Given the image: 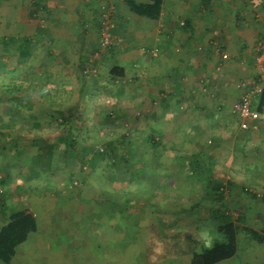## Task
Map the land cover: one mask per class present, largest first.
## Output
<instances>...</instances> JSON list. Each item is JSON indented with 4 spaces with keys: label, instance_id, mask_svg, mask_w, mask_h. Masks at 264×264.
<instances>
[{
    "label": "rangeland",
    "instance_id": "rangeland-1",
    "mask_svg": "<svg viewBox=\"0 0 264 264\" xmlns=\"http://www.w3.org/2000/svg\"><path fill=\"white\" fill-rule=\"evenodd\" d=\"M14 1L0 0V37L16 36L20 32L34 33L40 28L41 39H33L31 47H25L22 51L15 49L14 44L9 46L8 51H3L0 41V116L3 118L0 122V180H4V183L0 181V202L13 205L15 209L27 205L35 212L37 219H40V211L47 208V202L51 201V205L60 207L71 204L67 191L84 193L103 188L121 190L127 189L129 182H132L133 186L136 185V179L127 181V175L130 174L126 167H133L131 172L134 173L135 169L142 176L138 178L136 172L134 173L141 180L137 185L138 189L136 188L140 192L138 196L133 193L130 194L131 197L123 200L132 203L139 200V205L146 209V215H141L142 220L145 221V217H149L150 221L158 222L155 229H148V234L142 230L141 238L136 236L133 241H139L138 244L142 246L147 245L149 250L155 249L157 256L165 254L172 256L176 263H185L186 257L192 252H199L211 246L222 236L216 232L215 223L208 219L207 208L210 203L200 185L189 177V170L179 164H169L166 161L167 153L158 154L159 162L155 161V151L149 139L151 124L168 128V133L158 132L155 139L158 138L164 145L161 149L172 146L178 155L194 152L196 144L192 139L201 137V141L197 139L198 143L208 148L212 157L213 177L226 186L225 194L231 216L235 220L237 217L243 219L237 221L239 227L245 226L264 233V136H260L259 132L256 133L253 129H239L232 112V103L235 100L217 104L221 105V108L216 109L225 115L222 119L208 117L204 120L205 123H212L208 125L211 129L201 124L206 127L207 135L204 136L198 131L202 120L201 112L195 105L202 104L205 100L204 103L219 100L224 87L209 92L206 86L204 93L198 91L194 98H188L187 101L184 99L181 111L183 114L181 109L178 110L181 115L176 119L169 118L171 121L155 114L161 112L157 103L153 104L151 109L154 116L148 119L140 117L139 110L133 107L134 86L128 77H125L124 81H114L107 76V69L115 60L110 54L106 59H102V55L108 50L99 47L101 50L97 51L95 57L98 60L96 67H91L89 72L76 77L69 65H76L78 60V63H82L85 52L73 51L71 54L70 51L75 48L70 50L68 43H63V46L68 48L66 53L54 51V46L60 42L55 33L61 27L54 18L64 12L59 13L54 9L51 19L41 12L31 18L27 16L31 0H23L22 4L17 6H14ZM10 4H13V7H10ZM99 19L98 15V23ZM68 23L63 22V26ZM117 27L118 24L113 29L118 31ZM100 37L101 35H98V39ZM114 40L112 36V45ZM49 44H53L51 52L48 49ZM26 64L32 66L33 72L31 80L28 81V88L25 86L19 90L8 91L11 80L19 75L20 71L16 67L21 65L20 68H26ZM214 66L215 74L207 75L205 80L208 82V79H218L220 84L224 83L222 80H227L225 85L231 89L230 92L232 85L237 87L240 80L251 79L255 75L254 65H242L245 69L240 66L242 74L247 75L242 79L237 78L240 74L237 75L236 72L234 77L232 65ZM119 88H122L121 93L117 92ZM74 108L77 115L71 129L77 141L76 148L80 152L76 160H70L65 159L57 150L58 134L62 130L57 118L59 112H67L69 109L73 111ZM107 113L109 115H106ZM230 113L233 118L230 117L229 121ZM261 117L259 115V121ZM6 121L10 124H5ZM259 121L257 120L256 125ZM176 126L182 129L172 132ZM125 133L129 148L128 162L134 159V156L141 160H135L134 164L131 162L132 165L128 162L121 164L116 169L115 176L118 179L110 182L102 173L105 163L97 158L99 156L96 150L99 147L104 148L107 142H113L115 149L124 148L125 142L120 141V134ZM215 135L219 140L214 138ZM54 157L57 160L55 163ZM90 158L91 162H94V158L97 161L87 163ZM58 190L65 191L60 193ZM246 190L255 196L248 194ZM193 205L194 208H190ZM139 219L141 218L136 216L135 222ZM169 223L173 224V235L169 233L170 226L166 227L168 231H163L164 226ZM239 230L242 231V228ZM125 233L130 234L126 235L128 239L131 234L138 235L139 231L137 233V230L127 228ZM39 236L40 231H37L30 233L28 238ZM41 236L44 234L41 233ZM238 238L236 255L218 264H260L261 258L264 257V245L249 239L243 232L239 233ZM126 239L128 244L129 240ZM20 248H26V245H19L18 249Z\"/></svg>",
    "mask_w": 264,
    "mask_h": 264
},
{
    "label": "crops",
    "instance_id": "crops-1",
    "mask_svg": "<svg viewBox=\"0 0 264 264\" xmlns=\"http://www.w3.org/2000/svg\"><path fill=\"white\" fill-rule=\"evenodd\" d=\"M14 2V6H17L23 0ZM32 2L43 4L46 10L37 11L50 19L54 9L59 13L64 12L54 18L60 24L59 27L61 26L55 33L60 44L54 46V51L66 53L68 48L63 43H68L70 50L75 48L69 50L71 54L73 51L85 52L82 63H78V60L76 65H69L76 77L82 75L80 67L86 66L88 72L91 67H96V49L99 47L98 15L107 6L113 7L119 29L113 34V50L104 52L106 54L102 55V59L110 54L115 59L112 64L124 68V78L128 77L134 86L133 107L140 111V117L147 119L154 116L151 109L156 103L161 107V112L157 111L155 114L163 119L178 118L183 114L181 111L184 99L187 101L188 98H194L200 91L204 93L206 86L209 92L223 87L224 91L221 90L223 93L219 100L214 99L213 103H204L205 100L202 104L195 105L201 112L200 126L212 124L204 122L208 117L222 119L225 115L217 110L221 108L217 104L236 100L240 90L232 85L230 92L231 89L225 85L227 80L221 79L224 81L222 84L218 79H208L207 82L206 76L214 73V65H232V73L240 74L237 78L246 77L239 70L240 66L254 65L257 42L264 36V0H163L157 20L134 15L127 9L124 0H31V7ZM30 9L27 16H30ZM63 22L69 23L63 26ZM35 32L41 35L38 30ZM216 45L220 51L228 54L226 61L220 60V51H216ZM124 78L119 81H124ZM121 90L119 88L117 92L121 93ZM123 111L126 112L125 109ZM261 116L260 121L258 118L259 124L253 130L264 136V112ZM230 117L233 118L231 113L229 119L227 118L229 121ZM235 117L237 119L236 115ZM200 126L199 133L207 135L206 127ZM181 129L182 127L176 126L172 132ZM208 129H211L210 126ZM149 130L168 133L165 126L149 124ZM215 133L220 134L219 131ZM214 138L219 140L217 135ZM197 139L201 141V137ZM197 139L192 140L195 142ZM163 146L161 144L160 148ZM58 191L61 193L65 190ZM66 193L71 204L60 207L51 205V201L47 202V208L40 211V219L36 217L37 229L33 233L40 231V236L27 237L20 244L26 245V248L20 250L17 247L11 260L0 264H190L191 255L186 257L185 263H176L172 256H157L155 249L149 250L147 245L142 246L138 244L139 241H133L136 236L141 238L142 230L148 234V229H155L158 222L150 221L149 217L142 220L141 215H146L145 207L135 205L134 202L125 205L123 198L127 196L124 190L101 189ZM130 194L132 193H129V197ZM53 195L58 197L51 194ZM25 207L32 210L27 205L21 208ZM136 216L141 218L138 222H135ZM2 221L1 219L0 223ZM167 226H170L169 233L173 235V224H166L163 231H168ZM127 228L137 230L139 234H131V238L126 239V235L130 236L125 233ZM41 233L44 234L43 237ZM125 239L129 240L128 244Z\"/></svg>",
    "mask_w": 264,
    "mask_h": 264
},
{
    "label": "trees",
    "instance_id": "trees-1",
    "mask_svg": "<svg viewBox=\"0 0 264 264\" xmlns=\"http://www.w3.org/2000/svg\"><path fill=\"white\" fill-rule=\"evenodd\" d=\"M207 1V0H206ZM125 5L127 6V9L133 13L134 15L145 17L151 20H157L160 16L163 0H147V1H137V0H124ZM32 7L29 11V15L31 18L36 16L38 13V9L46 10V7L43 4L39 3H31ZM108 11L110 13L111 21L113 22V27L108 30V40L109 43L102 45L101 43V37L99 39V47L103 50L112 51L113 46L111 44V39L114 34L115 26H117L118 22L115 19V11L113 8H109L107 6L103 9V12ZM102 11L100 14L103 13ZM100 22L98 23V32L99 35H101V28H102V21H101V15H99ZM41 31L40 28H37L36 31ZM35 32V31H34ZM33 39H41L40 35H38L36 32L33 33V35H29V32L23 33L20 32L19 35L12 36V35H3L0 37L1 41V48L3 51H8V48L11 44L15 45V49L23 50L25 47L30 48L32 45ZM53 44H49L48 49L51 52ZM97 48L96 50L99 51L100 48ZM100 49V50H101ZM53 50V49H52ZM49 52V53H50ZM104 52V51H103ZM1 65L5 68L4 64L1 63ZM24 66V65H23ZM25 67L20 68L21 65H18L16 69H18L19 75L14 78V80H11L10 86H8L9 90H19L20 87L28 88V81L31 80L32 75V66L31 65H25ZM22 71V72H21ZM80 72L84 74L87 72V67L83 66L80 67ZM125 76V70L123 67L112 64L109 66L108 69V78L111 80H121ZM45 81V80H44ZM19 84V85H17ZM26 84V85H25ZM16 86V87H14ZM14 88V89H13ZM3 99V97H1ZM237 100V99H236ZM256 111L261 115L264 112V85L261 88L260 95L258 96L257 103L255 105ZM76 110L75 108L72 110H68L67 112H59L58 114V124L62 126V130L58 134L59 139V145H58V153H61V155L64 156V158H69L70 160H76L77 156L79 155L80 150L77 149V144L74 136L72 135V129L71 124L73 123L74 119L76 118ZM106 115H109L107 113ZM3 118L0 116V122H2ZM238 123V119H237ZM7 125L10 123L6 121ZM238 125V124H237ZM253 128H249L247 130H252ZM241 130V129H240ZM245 131V130H243ZM157 132L155 130H152L149 135V139L151 141V144L153 146L154 153V159L155 161L159 162V155L158 154H164L167 153L166 161L169 164H179L183 168L189 170V177L191 180L193 179L195 183L199 184L201 189L206 193V196L210 203L209 207L207 208V216L208 219L213 221L215 223L214 228L217 233L222 236L221 239L215 240L211 246L202 249L201 251L197 252L194 251L191 253L190 256V264H218L219 262L223 260H227L230 258H233L238 249V235L240 232L246 233V235L249 237V239L264 245V233L259 232L255 229L249 228V227H239L237 224V221H243L242 218L237 217L236 220L231 216V213L228 210L227 206V199L225 194L226 186L223 185L220 181L215 179L213 177L212 173V157L209 154V149L202 146L198 143L196 140L194 144H196V149L194 152L190 154H183L178 155L173 151L172 148H160V140L155 139V135ZM120 141L125 142V147L122 149H115V146L113 142H107L106 146L99 147L98 150H96L97 154L100 158V160L104 161V169L102 171L104 177L108 179L110 182L113 180L118 179L116 178V169L121 166V164L128 162V154H129V148L128 147V140H127V134H120ZM137 156H134V159L130 160V165L134 164L135 160L140 162L141 158H137ZM76 158V159H75ZM81 158V157H80ZM54 163L57 161L56 157L53 159ZM92 158L90 160H87V163H90ZM97 159L94 158V162ZM91 162V163H94ZM131 162H133L131 164ZM90 163V164H91ZM127 163V164H128ZM130 175H127V181H132L133 179L137 181L136 185H132V182H129L130 185L126 189H121L125 191V196L129 197V193H137L138 188L137 185L139 182H141L140 174L138 171H135L136 174L139 176L137 178L136 174L131 172L133 170V167H126ZM127 172V174H128ZM2 183H4V180H0ZM109 187V186H108ZM137 188V189H136ZM103 189H109L110 188H103ZM131 189V190H130ZM247 192V190H246ZM128 193V194H127ZM248 194H251L247 192ZM252 196H255V194H251ZM126 198V197H125ZM138 202V203H137ZM135 205L139 204V200H137ZM131 201L125 200V205H130ZM190 208H194V205ZM0 218L3 220V223L0 225V262L8 263L12 256L15 253L16 248L22 244L28 237L30 233H33L37 229V223H36V215L34 212L25 207L21 209H15L13 208V205H6L5 202H0ZM242 228V231L239 230ZM260 264H264V257L260 260Z\"/></svg>",
    "mask_w": 264,
    "mask_h": 264
},
{
    "label": "built area",
    "instance_id": "built-area-1",
    "mask_svg": "<svg viewBox=\"0 0 264 264\" xmlns=\"http://www.w3.org/2000/svg\"><path fill=\"white\" fill-rule=\"evenodd\" d=\"M101 44L109 43L108 30L113 27V22L108 11L101 14ZM216 51H220L219 46H215ZM228 54L220 51V60L226 61ZM255 75L251 79H242L237 83L240 90L239 97L232 104V109L238 119V127L241 130L256 128V122L259 113L255 109L258 96L264 82V36H262L256 45V53L254 57Z\"/></svg>",
    "mask_w": 264,
    "mask_h": 264
}]
</instances>
